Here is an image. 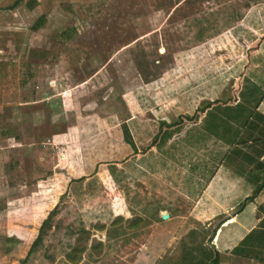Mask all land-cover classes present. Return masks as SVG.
Segmentation results:
<instances>
[{
    "label": "rangeland",
    "instance_id": "374dc122",
    "mask_svg": "<svg viewBox=\"0 0 264 264\" xmlns=\"http://www.w3.org/2000/svg\"><path fill=\"white\" fill-rule=\"evenodd\" d=\"M15 1L0 0V264H181L207 247L216 154L242 123L219 113L264 73V0ZM261 225L229 264H264Z\"/></svg>",
    "mask_w": 264,
    "mask_h": 264
},
{
    "label": "crops",
    "instance_id": "0c3cea01",
    "mask_svg": "<svg viewBox=\"0 0 264 264\" xmlns=\"http://www.w3.org/2000/svg\"><path fill=\"white\" fill-rule=\"evenodd\" d=\"M250 74V80H245L248 84L243 89L242 87L240 89V98L238 99L237 97L233 105L228 104V106L233 107L232 110L234 112L230 113L231 109L227 111L229 107L224 104L222 105L224 112L222 110L218 118L220 125L223 126H229L232 121L242 122L240 126L241 131L239 135L236 134L234 136L233 141L235 144L232 145V149H241V153L245 151L242 148L243 146L239 145V139L245 136L244 124L254 112L264 116V73ZM229 153L230 151L221 155L216 154L218 160L217 165L215 164L217 166L215 176L218 186L216 195L217 205L220 207V211L218 212L220 218L218 220L214 245L216 246L219 258L223 257L219 264H229V257H233L234 259H239V257L248 258L244 255H233L231 252L241 244L240 242L248 234L252 235L251 232L257 229L259 223L262 222L261 228L264 229V156L259 161L256 160L252 165L247 166L245 164L241 165L238 158H230L228 156ZM258 162L263 163L262 169L253 170V167H256ZM240 166L244 170L239 171L238 168ZM206 170L211 171L212 168L208 166ZM209 173L212 174V172ZM203 178H206V173ZM259 185H263V187L256 193L255 189ZM259 238L264 240L263 235H260Z\"/></svg>",
    "mask_w": 264,
    "mask_h": 264
},
{
    "label": "trees",
    "instance_id": "16d2710c",
    "mask_svg": "<svg viewBox=\"0 0 264 264\" xmlns=\"http://www.w3.org/2000/svg\"><path fill=\"white\" fill-rule=\"evenodd\" d=\"M22 1L24 0H16L13 6L14 7L17 6ZM210 107L211 106L207 104L206 107L202 108L201 112L208 110ZM227 111H229V109H227ZM161 125L162 127L163 126L168 127L169 129L163 131V133H161L159 136L160 138H158L157 136L155 140L157 141V139L159 140L161 139L163 140V142H165L167 139L172 137L173 132H170L169 130H171V128L174 127L175 123L173 125L162 123ZM243 128H244L245 136L239 139L240 140L239 145H242L243 146L242 148H244L245 151L241 153V149L238 148L231 149L228 156L232 159L234 158L240 159L239 161L241 165L245 164L247 166H250L253 164L254 161L256 160L259 161V159L262 156H264V116L257 112L252 113L248 121H246V123L244 124ZM123 136L125 141L134 148V145L131 141V138L129 136V131L126 128V125L124 126ZM228 156L227 158H229ZM262 167H263V163L258 162V164H256V167H253V170H261ZM238 170L242 171L244 170V168L240 166ZM262 187L263 185H259L255 189L256 193ZM50 219H51V215H49V217L42 222L38 231V235L33 241L28 255H30L35 250V248L42 242L44 230L48 228V226L50 225L49 224ZM216 232L217 229L212 231L211 233L212 237L207 238L208 239L206 243L207 247L196 245L194 247L189 248L188 250H185L183 253V257L181 259V264H219V254L216 250L213 249L211 245L212 239L214 238ZM245 241L243 245L245 244L246 246L248 244V240ZM241 245L242 244L234 248L231 253L236 256H243L244 254L241 251L242 250Z\"/></svg>",
    "mask_w": 264,
    "mask_h": 264
},
{
    "label": "water",
    "instance_id": "95a60500",
    "mask_svg": "<svg viewBox=\"0 0 264 264\" xmlns=\"http://www.w3.org/2000/svg\"><path fill=\"white\" fill-rule=\"evenodd\" d=\"M161 219L162 220L168 219V214H161Z\"/></svg>",
    "mask_w": 264,
    "mask_h": 264
}]
</instances>
